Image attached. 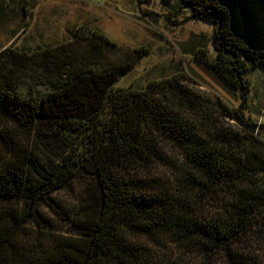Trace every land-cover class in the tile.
Segmentation results:
<instances>
[{
  "label": "trees",
  "instance_id": "1",
  "mask_svg": "<svg viewBox=\"0 0 264 264\" xmlns=\"http://www.w3.org/2000/svg\"><path fill=\"white\" fill-rule=\"evenodd\" d=\"M171 1L211 25L215 55L194 59L245 101V74L264 68V0H161ZM146 53L87 26L54 46L0 50V264H182L158 254L163 240L169 252L231 257L253 228L262 124L180 74L115 88ZM75 183L69 234L31 232L30 220L46 223L40 208L58 209L53 194Z\"/></svg>",
  "mask_w": 264,
  "mask_h": 264
},
{
  "label": "rangeland",
  "instance_id": "2",
  "mask_svg": "<svg viewBox=\"0 0 264 264\" xmlns=\"http://www.w3.org/2000/svg\"><path fill=\"white\" fill-rule=\"evenodd\" d=\"M187 8L176 2L163 4L161 0H0V50L4 47L34 51L54 46L72 38L80 26L96 29L124 48L145 47L134 67L114 85L115 88L143 89L150 81L182 75L189 88L214 99L220 98L227 106L242 109L259 126L264 138V68L256 67L245 75L249 83L247 97L242 101L239 90L229 88L215 73L194 57L203 50L212 59V27L190 19ZM228 123L234 121L226 118ZM77 183L61 189L52 196L56 207L43 206L39 212L46 223L37 226L30 220L26 227L33 233L68 235L66 215L77 210ZM217 206V205H216ZM253 228L240 234L231 245V257L223 250L212 253H188L172 248L157 250L171 254L182 264H258L264 262V208L252 219Z\"/></svg>",
  "mask_w": 264,
  "mask_h": 264
},
{
  "label": "built area",
  "instance_id": "3",
  "mask_svg": "<svg viewBox=\"0 0 264 264\" xmlns=\"http://www.w3.org/2000/svg\"><path fill=\"white\" fill-rule=\"evenodd\" d=\"M90 1H93V0H90Z\"/></svg>",
  "mask_w": 264,
  "mask_h": 264
}]
</instances>
